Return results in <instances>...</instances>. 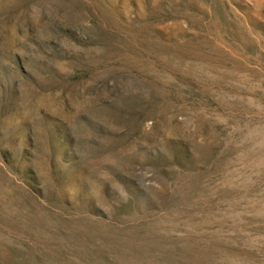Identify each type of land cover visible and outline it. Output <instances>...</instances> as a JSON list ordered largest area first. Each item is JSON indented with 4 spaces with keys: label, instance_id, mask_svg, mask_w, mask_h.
Wrapping results in <instances>:
<instances>
[{
    "label": "rangeland",
    "instance_id": "rangeland-1",
    "mask_svg": "<svg viewBox=\"0 0 264 264\" xmlns=\"http://www.w3.org/2000/svg\"><path fill=\"white\" fill-rule=\"evenodd\" d=\"M0 264H264V0H0Z\"/></svg>",
    "mask_w": 264,
    "mask_h": 264
}]
</instances>
